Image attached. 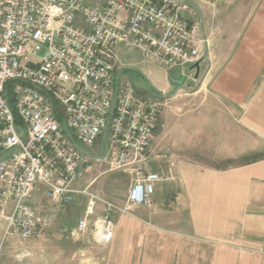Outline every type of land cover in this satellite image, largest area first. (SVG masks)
I'll return each mask as SVG.
<instances>
[{
    "label": "built area",
    "instance_id": "2783aa9c",
    "mask_svg": "<svg viewBox=\"0 0 264 264\" xmlns=\"http://www.w3.org/2000/svg\"><path fill=\"white\" fill-rule=\"evenodd\" d=\"M203 1V0H194ZM187 0H0V216L5 234L20 242L45 224L29 200L41 182L50 202L87 195L84 213L70 233L92 229L102 244L113 236V211L149 206L157 181L173 178L150 170V141L163 127L167 98L147 97L114 69L120 45L166 68L191 66L201 56L197 24L183 11ZM103 141V153L87 157L82 146ZM129 174L124 205L71 187L86 161ZM104 212L90 224L96 202ZM11 201L9 213L5 204ZM91 225V226H90Z\"/></svg>",
    "mask_w": 264,
    "mask_h": 264
},
{
    "label": "crops",
    "instance_id": "0c3cea01",
    "mask_svg": "<svg viewBox=\"0 0 264 264\" xmlns=\"http://www.w3.org/2000/svg\"><path fill=\"white\" fill-rule=\"evenodd\" d=\"M188 3L183 14L197 24L204 55L196 77L195 69L187 71L189 66L162 67L144 60L136 48L118 47L117 79L129 80L139 92L148 87L171 102L161 117L163 127L171 120L175 128L155 131L147 167L166 169L168 155L174 176L156 182L149 206L111 213L113 236L98 264H264V0ZM185 78L196 79L194 87L188 89ZM175 84L184 86L180 98L169 95ZM98 144L102 154L101 140L80 147L93 158ZM97 178L81 172L71 187L87 189ZM114 180L108 177L107 185ZM128 187L129 182L124 196L109 191L102 199L122 206ZM83 194L76 192L61 208L51 209L45 186L36 182L29 203L45 224L35 237L51 221L58 229H72L83 214L75 220L66 206ZM96 207L101 215L103 201ZM11 208L8 201L4 211ZM27 241L5 234L0 216V264H30Z\"/></svg>",
    "mask_w": 264,
    "mask_h": 264
},
{
    "label": "rangeland",
    "instance_id": "374dc122",
    "mask_svg": "<svg viewBox=\"0 0 264 264\" xmlns=\"http://www.w3.org/2000/svg\"><path fill=\"white\" fill-rule=\"evenodd\" d=\"M196 79H184L185 83H187L188 89H191L194 87ZM184 82H180V85H182ZM179 84L174 85V90L170 89L169 95H173L174 93L177 94L176 98H180V94L184 93V86L178 87ZM173 87V86H172ZM171 88V87H170ZM176 88V90H175ZM140 92L147 96V97H153V98H160L161 97L157 94L155 90L149 89L148 87L144 88V90H140ZM188 96V95H183ZM179 102V100H178ZM171 105V102L167 100L166 105L163 108V113L165 109H169L168 107ZM179 107V105H176ZM180 109H177L174 112L180 113ZM171 120L166 121V126L161 129L162 132L165 130H168L169 132L172 131L175 128V124H172L170 122ZM99 143V142H98ZM94 152L97 155L100 154L101 144L93 146ZM86 165H89L86 171H82L83 174H89V175H98V178L96 181L91 183L87 190L97 194L100 198H104L105 195L109 193V191L112 192V194L115 197H121L125 194V188L127 183L129 182V174L125 171L121 170H108L107 169V163L105 161H95L94 159H90L86 161L82 165V168H84ZM83 170V169H82ZM85 176V175H84ZM114 178V183L110 187L107 185V179ZM127 194V192H126ZM87 195L83 194V197L79 200H77L74 204L66 206V209L68 210L71 217L75 218V220L84 213L86 204H87ZM98 202H101V200H98ZM66 204V203H65ZM71 204V203H70ZM60 205L54 204L51 202L50 208L51 209H57L61 208L58 207ZM134 208V207H133ZM130 211H132V209ZM95 214L90 215V224L92 221L97 217V214H99V209H94ZM99 216V215H98ZM91 226V225H90ZM71 228L70 226H63L60 229L56 227V222L51 221L48 228L44 231V233L39 237L30 238V240L27 241L25 244L27 251H28V257L30 259V264H58L59 261L57 260L59 257L61 258L60 262L62 264H69V262H75L80 261L81 258H90V260H87L86 263L83 261V264H98V258H101V256L104 253V245L102 243L96 242L92 237V229H89L85 234L74 237L70 233ZM83 251V252H82ZM86 251V252H85ZM85 252V253H84ZM54 258V259H53ZM81 262V261H80Z\"/></svg>",
    "mask_w": 264,
    "mask_h": 264
},
{
    "label": "water",
    "instance_id": "95a60500",
    "mask_svg": "<svg viewBox=\"0 0 264 264\" xmlns=\"http://www.w3.org/2000/svg\"><path fill=\"white\" fill-rule=\"evenodd\" d=\"M187 1H189V0H187ZM202 58H204V55L203 56H200V58L194 64H192L191 66H189V69L187 70L188 72H190L193 69H195L196 70L195 77L198 75L199 62L201 61Z\"/></svg>",
    "mask_w": 264,
    "mask_h": 264
}]
</instances>
